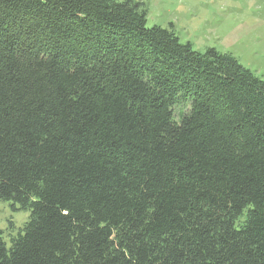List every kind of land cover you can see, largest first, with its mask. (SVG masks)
I'll return each instance as SVG.
<instances>
[{"label":"trees","instance_id":"obj_1","mask_svg":"<svg viewBox=\"0 0 264 264\" xmlns=\"http://www.w3.org/2000/svg\"><path fill=\"white\" fill-rule=\"evenodd\" d=\"M136 0H0V264H264V81Z\"/></svg>","mask_w":264,"mask_h":264},{"label":"rangeland","instance_id":"obj_2","mask_svg":"<svg viewBox=\"0 0 264 264\" xmlns=\"http://www.w3.org/2000/svg\"><path fill=\"white\" fill-rule=\"evenodd\" d=\"M147 10L146 27L173 26L181 43L204 54H229L264 81V0H136ZM29 220V212L0 201L6 247Z\"/></svg>","mask_w":264,"mask_h":264}]
</instances>
